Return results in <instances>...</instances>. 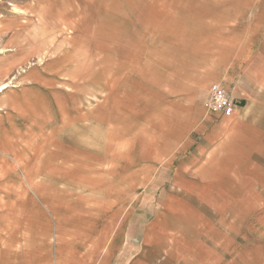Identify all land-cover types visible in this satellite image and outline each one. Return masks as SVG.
<instances>
[{
    "label": "crops",
    "instance_id": "0c3cea01",
    "mask_svg": "<svg viewBox=\"0 0 264 264\" xmlns=\"http://www.w3.org/2000/svg\"><path fill=\"white\" fill-rule=\"evenodd\" d=\"M254 36L226 73H199L179 116L169 101L139 127L140 150L138 139L125 150L121 117L93 116L106 90L56 63L41 68L62 75L69 99L55 96L51 115H26L31 90L0 97V264H264V34ZM214 84L232 116L206 108Z\"/></svg>",
    "mask_w": 264,
    "mask_h": 264
},
{
    "label": "rangeland",
    "instance_id": "374dc122",
    "mask_svg": "<svg viewBox=\"0 0 264 264\" xmlns=\"http://www.w3.org/2000/svg\"><path fill=\"white\" fill-rule=\"evenodd\" d=\"M14 6L25 12L14 13ZM40 16L44 33L34 30ZM64 24L73 29L71 39L61 32ZM254 34H264V0H0V78L12 81L0 97L31 90L26 115H51L55 96L69 95L58 86L66 82L62 75L41 67L59 58L58 68L77 75V84L106 90L93 116L121 117L125 150L134 141L137 149V139L140 150L146 136L136 139L139 127L167 115L169 101L171 115L179 116L200 74L216 64L226 73L251 50ZM49 49L54 56L39 64ZM27 74L36 83H24ZM44 75L53 78L46 87Z\"/></svg>",
    "mask_w": 264,
    "mask_h": 264
},
{
    "label": "bare ground",
    "instance_id": "6f19581e",
    "mask_svg": "<svg viewBox=\"0 0 264 264\" xmlns=\"http://www.w3.org/2000/svg\"><path fill=\"white\" fill-rule=\"evenodd\" d=\"M13 11H14V13H21V12H25V10L24 9H22V8H20V7H17V6H14V8H13ZM25 14V13H24ZM37 21H38V23L39 24H36V27L34 28V30H35V32H42V33H44L45 31H44V25H43V27H41L40 26V24H42V20H41V16L40 17H38V19H37ZM36 21V22H37ZM65 25V26H64ZM62 27V30H61V32H63V33H65V35H66V38L67 39H71V34H73V29H72V27L70 26H68L67 24H64ZM67 25V26H66ZM46 29H47V26H46ZM51 32H55V30H53L52 28L51 29H49ZM48 31V30H47ZM55 42L56 41H54V40H52L51 41V44L54 46V44H55ZM54 52H53V50L52 49H49V50H47V52H41L40 54H39V56H38V62H39V64H42V63H44L45 62V60L47 59V57L48 56H54ZM57 60H59V58L57 59ZM56 60V61H57ZM55 61V63H57ZM59 62V61H58ZM44 65H46V62L44 63ZM24 70V69H23ZM82 70V69H81ZM83 71V70H82ZM69 72V71H68ZM84 72V71H83ZM85 75H83V77H84ZM68 77L70 78V80H72L71 82H73L74 81V84H76L77 82H76V80L78 79L77 78V75H72V74H68ZM11 84H12V81L11 80H6V81H3V80H1V78H0V93H2V92H4V90H6V89H8V88H10V86H11ZM63 86H65V87H67V88H70V86L67 84V83H65V85L63 84ZM91 98H93L94 100L92 101V104L94 103V102H96L98 99H96V97H91ZM88 102H91L90 101V99H88L87 100ZM30 105V103H28V106ZM7 108V106H4V105H0V111H2V110H5ZM47 131V130H46ZM18 167V166H17ZM30 167V166H29ZM23 175V174H22Z\"/></svg>",
    "mask_w": 264,
    "mask_h": 264
},
{
    "label": "built area",
    "instance_id": "2783aa9c",
    "mask_svg": "<svg viewBox=\"0 0 264 264\" xmlns=\"http://www.w3.org/2000/svg\"><path fill=\"white\" fill-rule=\"evenodd\" d=\"M206 107L212 113H222L227 117L233 115L235 108L227 90L217 84L213 85L209 91Z\"/></svg>",
    "mask_w": 264,
    "mask_h": 264
}]
</instances>
